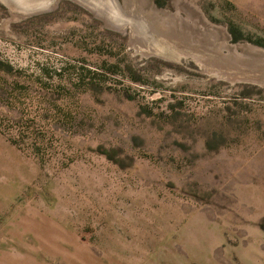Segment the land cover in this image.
<instances>
[{
	"label": "rangeland",
	"instance_id": "374dc122",
	"mask_svg": "<svg viewBox=\"0 0 264 264\" xmlns=\"http://www.w3.org/2000/svg\"><path fill=\"white\" fill-rule=\"evenodd\" d=\"M186 1L264 50V0ZM95 14L0 3V264H264L263 58Z\"/></svg>",
	"mask_w": 264,
	"mask_h": 264
},
{
	"label": "bare ground",
	"instance_id": "6f19581e",
	"mask_svg": "<svg viewBox=\"0 0 264 264\" xmlns=\"http://www.w3.org/2000/svg\"><path fill=\"white\" fill-rule=\"evenodd\" d=\"M75 1L94 12L98 11L99 13L96 12V14L103 19L105 18L110 25L118 28L130 27L133 34L136 33L141 35V37H138L137 41L143 40L146 42L149 38L154 39L157 35L166 39L175 40L176 43H186L188 47H193L192 49L195 48L199 52L203 50L213 51L219 58L227 62V64H223L220 62V59H218V64L215 63V65L218 66V69H216L220 73L224 71L226 74H229L230 72L227 71L229 66L239 68L238 65H240V63L246 66L241 67L243 68L242 70L246 69V72H252L253 70L248 67L250 65L249 63L257 64L255 61L260 58H263L262 60L264 61V50L258 46L251 44L234 45L223 41L227 33L226 30L212 23L208 24L210 22H208L203 14L198 17L195 15L197 17L195 18L192 12L194 11L193 7H195V5H193L192 2L187 1V5L186 3L178 2L176 5L177 11L172 13L157 9L155 6L147 7V5H149V0H140V8L136 10H132V8L128 6V2L122 3L120 0L119 2L118 0L117 2L116 0H85L89 4L84 2V0ZM0 2L15 13L33 15L36 12L41 13L50 8L54 9L58 0H0ZM114 7L117 12L116 14H122L131 21L126 22L124 25H118L116 21L114 22L104 15L109 14L111 11L115 12ZM93 8L96 9V11ZM180 8L186 11V17L179 12ZM213 55L214 58L217 56H215V54ZM196 57L200 59V61H207L205 57L199 54L197 55V53ZM212 63L214 65V62ZM261 64L264 65V62ZM223 67H225V70H223Z\"/></svg>",
	"mask_w": 264,
	"mask_h": 264
},
{
	"label": "water",
	"instance_id": "95a60500",
	"mask_svg": "<svg viewBox=\"0 0 264 264\" xmlns=\"http://www.w3.org/2000/svg\"><path fill=\"white\" fill-rule=\"evenodd\" d=\"M72 1H74L75 2V0H72ZM58 2H59V0H58ZM84 2H86L85 0H84ZM116 2H117V0H116ZM118 2H119V0H118ZM77 3H79V2H77ZM86 3H88V2H86ZM80 5H82L81 3H79ZM89 4V3H88ZM82 6H84V5H82ZM88 9V8H87ZM94 9V8H93ZM114 9H115V7H114ZM50 10H52L51 8L50 9H48V10H45V11H43V12H41V13H44V12H47V11H50ZM95 11H96V9H94ZM96 12H98V11H96ZM99 13V12H98ZM117 12H116V9H115V12H113V11H111L109 14H104V15H106L110 20H112V21H116L117 22V24L118 25H124V24H126V22H129V21H131L129 18H127L126 16H123L122 14H116ZM34 14H39V13H34ZM96 15V14H95ZM118 28V27H117Z\"/></svg>",
	"mask_w": 264,
	"mask_h": 264
},
{
	"label": "flooded vegetation",
	"instance_id": "af4514ba",
	"mask_svg": "<svg viewBox=\"0 0 264 264\" xmlns=\"http://www.w3.org/2000/svg\"><path fill=\"white\" fill-rule=\"evenodd\" d=\"M1 3V2H0ZM183 3H186V5H187V1L186 0H183ZM208 24H211V23H208Z\"/></svg>",
	"mask_w": 264,
	"mask_h": 264
},
{
	"label": "trees",
	"instance_id": "16d2710c",
	"mask_svg": "<svg viewBox=\"0 0 264 264\" xmlns=\"http://www.w3.org/2000/svg\"><path fill=\"white\" fill-rule=\"evenodd\" d=\"M239 38L238 37H235V40L237 41Z\"/></svg>",
	"mask_w": 264,
	"mask_h": 264
}]
</instances>
